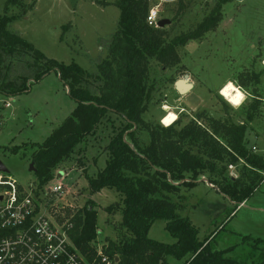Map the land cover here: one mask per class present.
Segmentation results:
<instances>
[{
	"label": "rangeland",
	"instance_id": "1",
	"mask_svg": "<svg viewBox=\"0 0 264 264\" xmlns=\"http://www.w3.org/2000/svg\"><path fill=\"white\" fill-rule=\"evenodd\" d=\"M219 0H192L173 20L178 5L165 9L164 19H170L166 29L174 37L196 28L209 15ZM116 0H23L21 5L7 7L0 0V15L17 16L8 31L31 43L37 50L60 63L77 64L90 74L98 73V65L107 57L109 43L118 29L120 9ZM106 5V6H105ZM6 8V9H5ZM222 20L216 30L202 39L191 41L178 48L180 63L174 68L162 67L153 61L149 83L151 100L142 115L150 126L160 124L169 113L177 115L173 122L184 126L191 121L212 131L210 120L242 124L251 106L258 103L248 124V147H256L264 156V0H231L222 7ZM17 74L16 69L13 76ZM189 76L193 89L179 94L177 81ZM93 81V80H92ZM232 81L247 93V99L234 108L220 94L226 83ZM97 84L92 86L94 87ZM256 89V95L252 89ZM167 106V107H166ZM76 102L56 73H50L39 82H33L29 91L14 97L0 94V161L9 175L20 185L40 186L30 172L31 145L42 144L71 115ZM126 123L114 114H108L96 130L80 144L72 157L55 171L54 178L41 187L49 201V208L58 211L63 220L75 222L82 209L91 202L97 211L98 236L94 244H107V239L118 242L125 235L121 227L123 196L115 189L89 191V180L96 178L109 159L107 147L112 138ZM171 126V125H170ZM138 139L149 143V133L141 130ZM224 144V143H223ZM20 148L18 153L11 152ZM27 149V150H25ZM224 174L243 178V164L227 162ZM247 168L246 175L249 174ZM207 175V174H206ZM206 175L189 188L180 186L177 193L169 195L177 213L187 218L198 230L200 242L210 240L213 251H225L226 257L241 261L255 240L264 241V182L262 176L252 196L241 205L210 184ZM263 175V173H262ZM205 179L207 182L202 181ZM62 184V198L53 196L49 189ZM89 202V203H88ZM112 207L114 212L106 211ZM166 222L157 220L148 237L166 244L175 239L165 230ZM247 242L243 243V240ZM246 254V255H245ZM167 264H183L171 257Z\"/></svg>",
	"mask_w": 264,
	"mask_h": 264
},
{
	"label": "trees",
	"instance_id": "2",
	"mask_svg": "<svg viewBox=\"0 0 264 264\" xmlns=\"http://www.w3.org/2000/svg\"><path fill=\"white\" fill-rule=\"evenodd\" d=\"M22 1L6 0V5L15 7ZM191 1L178 4L173 20L179 18L180 11ZM230 2L219 0L196 28L171 37L166 28L147 25L146 0H116L115 5L120 9L118 29L96 75L77 64L66 65L49 59L31 43L8 31L17 16L0 15V94L21 95L29 91L33 82L56 73L76 102L75 109L59 128L42 144L30 146L31 163L40 188L54 178L55 171L72 157L108 114L126 123L107 147L106 167L88 184L91 193L115 189L123 196L120 210L125 235L118 242L107 239L105 249L107 256L119 259L118 264H167L169 257L183 260V264H264L262 240L253 241L241 261L226 257L235 247L225 251L211 249L216 235L200 242L198 230L189 219L178 215L169 197L180 186L189 188L206 174L208 182L238 206L252 196L264 174V156L248 147L246 140L248 124L258 110V103L251 106L252 114L242 124L210 120L211 132L193 121L184 126H178V122L163 127L150 126L142 118L153 89L149 83L151 63L155 61L167 69L178 66V48L216 30L222 20V7ZM15 69L17 74L13 76ZM94 84L97 86L93 91ZM141 130L149 133L148 144L139 141L137 134ZM19 149L13 148L11 152L16 154ZM223 162L230 165L242 162L241 177L245 175L247 181L225 175L226 166H218ZM89 204L76 217L71 236L76 247L92 262L98 236L97 211ZM106 211L114 212L112 207ZM157 220L166 222L165 230L175 243H160L148 237ZM245 242L248 244L247 239Z\"/></svg>",
	"mask_w": 264,
	"mask_h": 264
},
{
	"label": "built area",
	"instance_id": "3",
	"mask_svg": "<svg viewBox=\"0 0 264 264\" xmlns=\"http://www.w3.org/2000/svg\"><path fill=\"white\" fill-rule=\"evenodd\" d=\"M146 1V23L159 29L165 9L185 0ZM49 191L62 198L65 188L59 183ZM41 192L39 186L20 185L11 175L0 172V264H117L105 254V243L95 244L96 256L89 262L71 236L74 221L63 220L64 216L49 208Z\"/></svg>",
	"mask_w": 264,
	"mask_h": 264
},
{
	"label": "clouds",
	"instance_id": "4",
	"mask_svg": "<svg viewBox=\"0 0 264 264\" xmlns=\"http://www.w3.org/2000/svg\"><path fill=\"white\" fill-rule=\"evenodd\" d=\"M220 94L224 99L232 105L234 108H239V106L244 103L247 99V93L232 81H229L223 89H221ZM167 107V106H166ZM177 115L173 112H169L162 120L161 123L168 126L173 121L177 119Z\"/></svg>",
	"mask_w": 264,
	"mask_h": 264
},
{
	"label": "water",
	"instance_id": "5",
	"mask_svg": "<svg viewBox=\"0 0 264 264\" xmlns=\"http://www.w3.org/2000/svg\"><path fill=\"white\" fill-rule=\"evenodd\" d=\"M171 23H172V21L170 19H167V18L166 19H162L158 23V27L160 29H163V28H166L167 26L171 25ZM184 84H185L186 88L185 89L184 88L181 89V86L184 85ZM175 88H176V90H177V92L179 94H185L187 92H190L193 89V85L190 83L189 76L185 75L182 80L177 81L176 84H175ZM29 170H30V172H33V173L35 172L34 163H30ZM0 172L9 174V170L3 164L2 161H0ZM202 181L207 182L205 179H203ZM207 184L210 185L208 182H207ZM115 262L118 264L119 259L118 258L115 259Z\"/></svg>",
	"mask_w": 264,
	"mask_h": 264
},
{
	"label": "crops",
	"instance_id": "6",
	"mask_svg": "<svg viewBox=\"0 0 264 264\" xmlns=\"http://www.w3.org/2000/svg\"><path fill=\"white\" fill-rule=\"evenodd\" d=\"M105 6H106V5H105ZM260 57H261V60H262V65H263V67H264V55L261 54ZM193 88H194V87H193ZM252 93H253L254 95H256V89H255V88L252 89Z\"/></svg>",
	"mask_w": 264,
	"mask_h": 264
},
{
	"label": "bare ground",
	"instance_id": "7",
	"mask_svg": "<svg viewBox=\"0 0 264 264\" xmlns=\"http://www.w3.org/2000/svg\"><path fill=\"white\" fill-rule=\"evenodd\" d=\"M226 84H227V83H226ZM226 84H225V85H226ZM225 85H224V87H225ZM224 87H223V88H224ZM182 88H184V89L186 88L185 84L181 86V89H182ZM223 88H222V89H223ZM221 96H222V95H221ZM222 97H223V96H222ZM223 98H224V97H223ZM173 122H174V121H173ZM173 122H172L171 124H169L168 126L172 125ZM163 125H164V124H163ZM164 126H165V125H164Z\"/></svg>",
	"mask_w": 264,
	"mask_h": 264
}]
</instances>
